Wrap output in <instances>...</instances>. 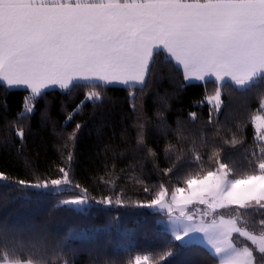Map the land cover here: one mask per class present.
Masks as SVG:
<instances>
[{"label": "snow or ice", "instance_id": "6c2138e0", "mask_svg": "<svg viewBox=\"0 0 264 264\" xmlns=\"http://www.w3.org/2000/svg\"><path fill=\"white\" fill-rule=\"evenodd\" d=\"M161 64L182 77V86H214L213 95L204 97L207 123L213 125L223 93L264 82V0H0V86L26 93L17 117L7 122L19 141L18 154L30 130L26 122L49 92L58 90L69 102L77 90L82 93L71 109L61 104L64 128L86 106L94 114L112 102L108 90L120 88L136 115V147L146 151L159 178L153 187L135 177L144 199L127 197L123 188L116 191L118 177L102 181L109 194L90 193L74 178L75 144L83 127L76 121L52 172L41 173L22 157L30 177L0 170V182L24 199L33 193L53 196L55 207L83 215L94 205L158 215L156 223L165 224L170 237L164 248L130 255L123 264H166L178 254L174 249L197 240L207 247L212 264H264V89L251 117L257 143L243 160L228 154L245 143L237 133L212 144L201 136L185 146L177 131L176 142L164 148L166 166L160 167L157 154L145 145L142 96L154 78H163ZM156 116L167 135L164 113ZM189 117L195 121L196 112ZM40 119L55 128L50 106L40 111ZM111 219L118 221L119 215ZM16 232L0 225V264H73L63 258L60 242L25 246Z\"/></svg>", "mask_w": 264, "mask_h": 264}, {"label": "trees", "instance_id": "16d2710c", "mask_svg": "<svg viewBox=\"0 0 264 264\" xmlns=\"http://www.w3.org/2000/svg\"><path fill=\"white\" fill-rule=\"evenodd\" d=\"M160 71L163 78H154L142 96V112L146 118L145 145L157 154L156 162L160 167L166 166L164 148L167 143L176 142L177 131L185 138V146H190L193 139L199 141L201 136L212 144L230 139L233 133H237L238 137H243L244 145L235 150L228 149L229 158L236 160H243L255 148L257 142L253 139L255 132L251 117L259 106L264 82L250 89L223 93L224 104L218 121L209 125L204 97L213 95L214 86L208 84L205 87L200 83L182 86V77L169 74L166 65L161 64ZM25 95L23 90L9 91L0 86V170L13 177L29 178L30 170L22 162V157H26L37 171L52 172L53 167L61 163L60 149L66 134L72 131L76 121H80L83 127L75 144L74 178L87 186L90 193L96 196L109 194L110 189L102 181L116 177L115 190L123 188L125 195L132 199L146 198L135 183V177L156 186L159 178L152 160L144 149L136 147L137 129L133 127L136 115L129 107L126 91L109 89L112 102H105L102 108L97 107L94 114L92 106H86L84 114L76 116L64 128L61 127L64 120L61 104L67 102L71 109L82 93L77 90L75 99L69 102L68 97L58 90L49 92L37 103L36 114L26 122L30 130L23 153L18 154L19 141L14 134H9L7 122L17 117ZM46 106H50L54 129L51 123L41 122L40 111ZM157 111L164 113L167 135L158 127ZM191 112L197 114L195 121L189 117ZM238 125H242L239 132ZM57 203L56 197L35 193L31 199H24L18 191L0 182V225L16 229L14 235L25 246L41 242L52 246L60 242L63 258L73 264H123L130 255L159 252L170 238L166 235L165 224L156 223L160 217L147 210L119 209L117 212L94 205L89 214L83 215L63 207L57 208L54 206ZM115 215H119L118 221H112ZM174 251L178 254L166 264H212L210 253L203 245L192 243L182 248L178 246ZM56 264H61V261L57 260Z\"/></svg>", "mask_w": 264, "mask_h": 264}, {"label": "rangeland", "instance_id": "374dc122", "mask_svg": "<svg viewBox=\"0 0 264 264\" xmlns=\"http://www.w3.org/2000/svg\"><path fill=\"white\" fill-rule=\"evenodd\" d=\"M166 226V225H165ZM167 227V226H166ZM193 243H196V244H200V245H203V246H205L204 245V243H202L201 241H199V240H197V241H194ZM206 247V246H205ZM207 248V247H206Z\"/></svg>", "mask_w": 264, "mask_h": 264}, {"label": "crops", "instance_id": "0c3cea01", "mask_svg": "<svg viewBox=\"0 0 264 264\" xmlns=\"http://www.w3.org/2000/svg\"><path fill=\"white\" fill-rule=\"evenodd\" d=\"M194 83H198V82H193L192 84H194Z\"/></svg>", "mask_w": 264, "mask_h": 264}]
</instances>
